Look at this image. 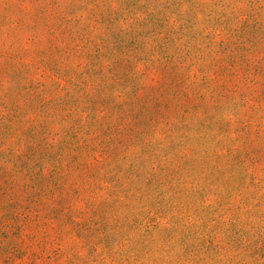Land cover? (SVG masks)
<instances>
[{
    "label": "rangeland",
    "instance_id": "obj_1",
    "mask_svg": "<svg viewBox=\"0 0 264 264\" xmlns=\"http://www.w3.org/2000/svg\"><path fill=\"white\" fill-rule=\"evenodd\" d=\"M0 264H264V0H0Z\"/></svg>",
    "mask_w": 264,
    "mask_h": 264
}]
</instances>
